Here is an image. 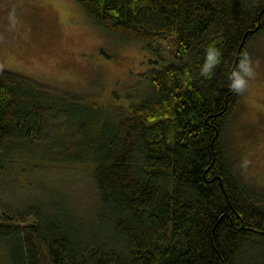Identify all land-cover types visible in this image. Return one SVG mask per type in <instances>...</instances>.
<instances>
[{"label": "trees", "instance_id": "1", "mask_svg": "<svg viewBox=\"0 0 264 264\" xmlns=\"http://www.w3.org/2000/svg\"><path fill=\"white\" fill-rule=\"evenodd\" d=\"M76 2L101 28L156 51L153 41L170 38L172 60L147 72L151 98L127 104L89 101L0 68V164L92 162L104 224L84 230L60 200L0 201L8 264H264V187L241 175L223 136L238 98L228 73L264 37V0ZM213 44L222 63L204 78ZM107 227L120 251L103 237Z\"/></svg>", "mask_w": 264, "mask_h": 264}, {"label": "rangeland", "instance_id": "2", "mask_svg": "<svg viewBox=\"0 0 264 264\" xmlns=\"http://www.w3.org/2000/svg\"><path fill=\"white\" fill-rule=\"evenodd\" d=\"M12 10L18 21L14 30L7 20ZM152 45L159 50L101 28L76 0H0V68L89 101L127 104L151 98L147 72L172 60L174 43L167 38ZM245 52L258 62L256 76L238 95L223 136L241 175L264 187V37L252 40ZM67 122L62 119V125ZM21 163L25 169L0 164V201L22 206L60 200L84 230L93 233L104 226L96 217L100 200L92 162L21 158ZM106 230L103 237H111L120 251V240ZM6 255L0 240V264L9 263Z\"/></svg>", "mask_w": 264, "mask_h": 264}, {"label": "clouds", "instance_id": "3", "mask_svg": "<svg viewBox=\"0 0 264 264\" xmlns=\"http://www.w3.org/2000/svg\"><path fill=\"white\" fill-rule=\"evenodd\" d=\"M8 26L14 30L17 27V18L15 11L12 10L7 16ZM223 53L221 49L213 45H208L205 48L203 63L200 65L199 74L208 78L214 75V70L222 63ZM258 62H255L252 57L244 52L239 57L238 63L228 73V87L235 94H243L249 84V81L256 76V66Z\"/></svg>", "mask_w": 264, "mask_h": 264}]
</instances>
